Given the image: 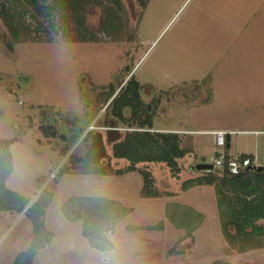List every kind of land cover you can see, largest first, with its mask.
I'll list each match as a JSON object with an SVG mask.
<instances>
[{"label":"rangeland","instance_id":"rangeland-1","mask_svg":"<svg viewBox=\"0 0 264 264\" xmlns=\"http://www.w3.org/2000/svg\"><path fill=\"white\" fill-rule=\"evenodd\" d=\"M4 1L18 35L0 18V139L18 138L7 187L28 205L0 214V264L29 249L26 210L50 196L44 221L54 237L33 264H264V237L223 236L214 186L182 189L218 149L200 131L264 126V0H40L42 14ZM132 77L153 131L179 133L195 149L177 175L149 166L157 198L141 196L137 171L93 175L77 161L89 131L138 127L128 110L126 123L107 111L110 86L118 93ZM49 126L54 136L43 133ZM232 136V151L256 150L258 135Z\"/></svg>","mask_w":264,"mask_h":264},{"label":"trees","instance_id":"trees-1","mask_svg":"<svg viewBox=\"0 0 264 264\" xmlns=\"http://www.w3.org/2000/svg\"><path fill=\"white\" fill-rule=\"evenodd\" d=\"M121 7V0H111ZM34 10H41L40 0H25ZM69 0H59V5L67 4ZM145 6V0H139ZM0 18L4 19L10 30L17 37L14 27V16L7 3L0 0ZM43 31L44 28H41ZM117 87L111 85L107 93L110 115L120 122L126 123L125 112L128 110L131 118L136 120L138 127L122 134L116 126L107 124L106 135L101 132L86 134L85 140L90 146L83 158L77 161L93 175L113 176L124 175L137 171L143 177L141 196L143 198L161 197L157 190L154 174L149 168L154 164H165L174 174L181 171L182 160L193 155V149L183 146L182 138L176 132L153 131V113L149 104L142 99V85L135 78H130L117 93ZM91 122V121H90ZM54 127H44L46 136ZM18 141L17 136L11 139H0V214L21 213L26 209L28 201L20 193L7 187V181L14 170V160L11 147ZM230 148V137L227 138L226 150ZM112 154H109V153ZM72 159L75 160L73 157ZM108 159H111L109 163ZM108 163L107 167L102 164ZM119 162H127L126 169L115 168ZM140 166H145L140 169ZM194 170V168H191ZM204 172V171H203ZM196 185H212L217 192V202L222 217V233L230 242L246 240L251 237H264V170L252 168L238 175H231L227 170L202 174L183 182L182 189L187 190ZM170 195V193H168ZM51 196L40 198L27 210L26 216L33 224V239L27 251L19 252L13 264H33L34 258L45 243H50L54 237L44 221L46 210L50 206Z\"/></svg>","mask_w":264,"mask_h":264},{"label":"built area","instance_id":"built-area-1","mask_svg":"<svg viewBox=\"0 0 264 264\" xmlns=\"http://www.w3.org/2000/svg\"><path fill=\"white\" fill-rule=\"evenodd\" d=\"M232 132L217 131L215 135V146L218 148L215 155L207 163L210 167L204 169L206 174L213 173L216 171L227 170L231 175H238L250 169L258 168L253 157L250 155L243 156H231L227 150V138ZM234 133V132H233Z\"/></svg>","mask_w":264,"mask_h":264},{"label":"crops","instance_id":"crops-1","mask_svg":"<svg viewBox=\"0 0 264 264\" xmlns=\"http://www.w3.org/2000/svg\"><path fill=\"white\" fill-rule=\"evenodd\" d=\"M261 112H262V110H261ZM262 114H263V112H262ZM247 116H249V114ZM215 131H229V132H232L231 135H229V137H230V148H229V150H227V152L231 156L235 157V156L250 155L251 157H253V159L255 160L256 164H258L259 166H264V126L261 129H256V130L236 131V130H233L231 128H218V129H215V130H207V131H200V132L214 134ZM192 132H194V131H188V130L186 131V133H189V136H190V133H192ZM238 133L258 135L259 141L257 142V147H255L256 150L254 152L241 153L239 151H235V152L232 151V139H233L232 135L233 134H238ZM189 136H188V139L191 142V138ZM214 145H215V139H214ZM192 149L195 152L194 147H192ZM3 214H7V213H3ZM1 216H2V214H1Z\"/></svg>","mask_w":264,"mask_h":264},{"label":"water","instance_id":"water-1","mask_svg":"<svg viewBox=\"0 0 264 264\" xmlns=\"http://www.w3.org/2000/svg\"><path fill=\"white\" fill-rule=\"evenodd\" d=\"M208 167H210V165H208V164H203L202 169L204 170V169H206V168H208ZM257 169H258L259 171H260V170H264V166H259Z\"/></svg>","mask_w":264,"mask_h":264}]
</instances>
